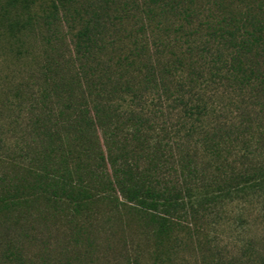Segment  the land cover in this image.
I'll return each instance as SVG.
<instances>
[{
    "label": "rangeland",
    "instance_id": "1",
    "mask_svg": "<svg viewBox=\"0 0 264 264\" xmlns=\"http://www.w3.org/2000/svg\"><path fill=\"white\" fill-rule=\"evenodd\" d=\"M246 12H260L263 30L248 24L244 37L262 41L241 60L264 79V0H0V264H264V85L228 70L238 49L209 28L233 16L244 33ZM84 29L89 52L77 47ZM180 54L200 75L191 93L190 84L176 91L181 69L144 86L147 68L172 70ZM179 92L203 108L198 121L183 118ZM83 107L100 116L93 128L77 120ZM132 113L147 122V142L110 139L107 129ZM213 134L218 155L205 149ZM159 140L162 186L186 200V159L198 177L194 207L161 244L153 225L128 214L106 161L112 141L143 171ZM60 180L88 198L53 195ZM11 249L20 259L8 258Z\"/></svg>",
    "mask_w": 264,
    "mask_h": 264
},
{
    "label": "trees",
    "instance_id": "2",
    "mask_svg": "<svg viewBox=\"0 0 264 264\" xmlns=\"http://www.w3.org/2000/svg\"><path fill=\"white\" fill-rule=\"evenodd\" d=\"M245 18H240V24H244L243 30L244 33L240 32L239 26H234L236 22V18L234 19L233 16L229 18V21L227 22V25H230L226 28H222V26H218V28H212L211 35L213 36L214 40L217 42H220L218 44H222V46L226 48H235L236 50L235 55L229 57L228 60L225 61V65H227L228 70L231 73L239 72L241 73V77L245 78L247 82L252 81L254 78L255 80H259L261 84L264 85V79L263 74L258 70L254 69V67L244 66L242 60H241V54L240 52L244 51L245 48L250 50L255 45H258L259 42H261V38L257 37L255 38L253 34H249V37L251 38H245L244 36H247L246 31V25L249 24V26L259 25L261 22V18L259 16V13L254 14L251 12H246ZM243 15V14H242ZM263 15V14H262ZM187 17V16H185ZM241 19L245 21H241ZM259 20V21H258ZM233 28H230L232 27ZM259 32L263 30L262 25L258 26ZM239 33V34H238ZM193 34V33H191ZM80 38V45H77L79 51L81 49L85 48V51H88V48L91 45V37L89 36V30L84 29L82 33L79 34ZM140 47V46H139ZM145 48L140 47L137 49L135 48V55L139 56L141 52H143ZM204 51V48L203 50ZM200 51V52H201ZM190 53L192 51L190 50ZM217 56V54H216ZM192 57V56H191ZM191 57L189 59L185 58L183 54H180L178 59L175 61L176 65L172 70H168L167 67L165 70H162L159 72V75H157V72L153 66L146 69L144 73L143 81H141L144 86L147 87V85L155 86L157 80L159 78H164L166 76H171V74L176 71H186L184 72V78L187 80V83L182 82L181 77H178V81L176 83V91L184 90L187 84L191 85V89L189 90V93H191L192 89L194 88V85L197 83L196 80L200 78V75L195 70V63L193 60H191ZM245 58V57H243ZM186 59V60H185ZM187 61H190L187 63ZM222 61V57H216L213 60V64L217 65L218 62ZM231 61V63H230ZM186 68V70H184ZM147 84V85H146ZM259 88V86H258ZM261 88V87H260ZM260 88L258 90H260ZM165 91H169V88H164ZM257 90V91H258ZM180 93V92H179ZM131 94L133 96V99L137 98V92L133 88H131ZM170 95V94H169ZM174 103L178 105V107L182 109L183 112V118H186L188 120H194L196 121L198 119V116H201L204 111H202V107L192 104L190 101H185L182 98V93L178 94L176 98H174ZM91 112L89 109L83 107L81 111L79 112V115L77 116V120L86 128H93L96 125V122L98 121V113H96L97 116L94 115V117L90 114ZM195 117V118H194ZM198 121V120H197ZM134 125L135 128L132 130H126L123 129V126H129ZM147 122L144 121L141 117H136L133 115V113L123 122V124H119L116 127H113V130L110 128L107 129L106 135L110 137V139L115 138L118 134L124 132L126 135V138L129 137L130 141H134V143H138L140 145H143L142 142L146 141V134L142 135L141 127H146ZM182 129H186L185 123H181ZM150 129V128H149ZM187 133L189 132V128L186 129ZM161 132H164V129L161 130ZM190 133V132H189ZM123 134V133H122ZM216 135L213 134V137H211V145L208 143H205V149L206 152L208 151L211 153V155H218L220 154V150L218 147V144L215 142ZM108 138V137H107ZM106 138V139H107ZM113 141V140H112ZM112 141L107 145V157L106 161L109 162L110 168L112 170L113 180L111 181V185L113 190L116 191L117 194H119L120 199L123 201L122 204H124V207H126L128 214L132 216V213L134 211L138 212V214L141 216L142 219L150 223V225H153V236L156 239L158 244H161L164 237H168L169 234L175 229V227L180 226L178 214H180L182 211H186V209H192L193 201H192V185L193 183L198 181L197 177V170L192 166L191 162L186 159V162L183 161L182 163V171L183 174V184L185 189V195L186 200H184L183 196L181 195V191L177 193V191H174L173 189H170L167 186H162L160 183L159 178L156 176L159 170H161L163 164L161 162L160 158V151H161V140H159L158 145L154 148V151H151L149 154H147L146 157L143 156V158L146 160L148 167H146L143 171L139 170L138 164H133L130 159V156L127 152L124 151L123 147H120V152L113 153L112 151ZM110 144H112L110 146ZM115 144V143H114ZM116 148V146H115ZM133 155H136L133 151L131 152ZM163 156V155H162ZM132 157V156H131ZM101 160H105L104 156L101 155ZM185 160V159H184ZM135 161V160H134ZM67 178L71 179V171L65 167L64 171ZM259 174H257L258 176ZM63 178V177H62ZM247 179V183L252 179V177L244 178L243 181ZM235 180V179H234ZM57 183V181L55 182ZM65 183V182H64ZM235 183L237 181L235 180ZM53 184V181H52ZM234 184V183H233ZM232 184V185H233ZM71 183L63 184L62 180H60L56 187L58 186V189L51 188L54 185H49L51 189V193L53 195H65L66 197L70 198L71 200H77L75 190L73 189ZM161 185V186H160ZM68 187V188H66ZM79 192L77 194H80V199H86L88 198L89 194L86 190H78ZM185 197V196H184ZM207 195H205L206 201H211L208 198H206ZM214 199V197H213ZM4 203V202H3ZM12 205H15V203H12ZM132 219V218H131ZM9 256L8 258L12 257L14 259L19 258L20 256L17 255V252H14L12 249L8 252ZM20 259V258H19Z\"/></svg>",
    "mask_w": 264,
    "mask_h": 264
}]
</instances>
